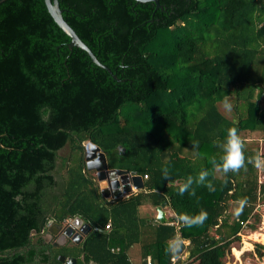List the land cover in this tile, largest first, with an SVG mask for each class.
I'll return each mask as SVG.
<instances>
[{
	"label": "trees",
	"instance_id": "16d2710c",
	"mask_svg": "<svg viewBox=\"0 0 264 264\" xmlns=\"http://www.w3.org/2000/svg\"><path fill=\"white\" fill-rule=\"evenodd\" d=\"M59 4L112 73L70 46L45 0L0 3V264H67L60 255L76 264H172L166 247L176 235L179 264H225L243 228L260 220L264 183L251 164L224 174L210 159H219L230 127L244 140L264 133V0ZM226 96L231 112L222 109ZM87 141L110 169L147 175L144 189L106 198L87 166ZM245 151L258 149L246 141ZM202 169L215 191L194 183L195 195H179ZM166 201L173 220L141 216L146 202ZM201 209L208 215L200 225L177 219ZM75 216L92 226L80 243L47 240L53 223ZM136 244L140 263L129 256ZM254 252L263 258L264 244Z\"/></svg>",
	"mask_w": 264,
	"mask_h": 264
},
{
	"label": "water",
	"instance_id": "95a60500",
	"mask_svg": "<svg viewBox=\"0 0 264 264\" xmlns=\"http://www.w3.org/2000/svg\"><path fill=\"white\" fill-rule=\"evenodd\" d=\"M3 1L4 0H0V3ZM138 1H155L158 3V5H160L159 0ZM45 2L54 20L71 37L70 46L73 47L74 45H77L86 50L95 63L112 73L111 69L98 59L91 48L80 38L73 27L64 19L59 0H45ZM113 75L116 77L115 74ZM85 144L88 168L95 170L99 182H107L108 186L102 189L104 195L110 196L112 194V196L115 198H121L124 193L132 192L133 189H144V179L141 175L134 174L124 169H110L108 167L106 153L100 148V146L92 141H87ZM166 205L167 201L158 207V218L162 222L168 221L165 211L163 210ZM91 229L92 226L85 222L83 218L80 216H75L74 218L70 219L68 223H66L63 232L65 236L70 237L74 242L80 243L84 239V236H86L91 231ZM223 238L224 237H222V239ZM210 242V239L206 240L201 245V247L203 248L208 246ZM59 259L66 261L67 264L77 263V259L74 257L67 259L65 255H60Z\"/></svg>",
	"mask_w": 264,
	"mask_h": 264
},
{
	"label": "clouds",
	"instance_id": "9594fccd",
	"mask_svg": "<svg viewBox=\"0 0 264 264\" xmlns=\"http://www.w3.org/2000/svg\"><path fill=\"white\" fill-rule=\"evenodd\" d=\"M223 108L227 112L232 111V104L230 103L228 97H224L222 101ZM198 143L193 145V148H198ZM222 150V154L219 159L212 157L210 163L213 166L215 172H222L224 174L228 173H239L241 169H246L248 164L253 165L257 170L264 171V152L257 151L252 156L246 155V141L241 137L239 131L236 127H230L226 130V135L222 143L219 144ZM197 154L198 153H194ZM209 171L202 169L197 177L189 175L186 182L180 185L179 195L183 196L192 189V185L195 183L197 185H203L208 188L209 191H215L213 183L208 179ZM165 178L168 177L167 169L164 170ZM191 195H195V190L192 189ZM246 200L238 201L240 210H242ZM207 212L203 209L196 215H189L187 213H181L178 215L177 219L183 225L187 227H193L202 224L207 219ZM184 245L183 239L176 235L167 244L166 252L172 255L173 259L179 258L182 248Z\"/></svg>",
	"mask_w": 264,
	"mask_h": 264
},
{
	"label": "crops",
	"instance_id": "0c3cea01",
	"mask_svg": "<svg viewBox=\"0 0 264 264\" xmlns=\"http://www.w3.org/2000/svg\"><path fill=\"white\" fill-rule=\"evenodd\" d=\"M254 133H258V135H259L258 140L260 142V145L255 146V148L258 149V151H260V152H264V133L259 132V131L254 132ZM254 133H252V134H254ZM245 140L247 142H249V141H253L254 138L251 136V133H248L247 135H245ZM258 174H259V182L264 183V171L259 170ZM95 175H96V172H95ZM99 185H100L101 189L108 186L106 181H100ZM138 191H140V190L133 189L132 193H136ZM158 207L154 206L150 202H146L145 204H143L140 207V214H141V216H146L148 218H155L157 220H160L158 218ZM163 210L165 211V215L168 218V221L174 219L175 213L171 209L168 202H167V205L163 208ZM255 212L258 213L260 220H259V222H255L256 228H249L247 226L243 228L246 233H244L242 230L243 233L241 232V240L238 241L240 244L239 248H234V251L237 252V253H235L236 255H238V254L240 255L244 251H250V252H253L255 254V256H257L256 253L254 252V243L258 242V243L264 244V240H263V235H264V193L260 194V196H259V199H258L256 207H255ZM58 225H60V224L53 223V228L56 229V227ZM54 232L55 231H53V233ZM186 243H189V242L186 241ZM129 256H130L132 261H134L136 263L141 262L142 257H141V249H140L139 244H136L133 247H131V249L129 250ZM186 256L187 257L189 256V251H187L186 253H183L181 258L184 259ZM149 258H148V264L151 262L149 260ZM91 264H96V263L92 262ZM177 264H179L178 258H177Z\"/></svg>",
	"mask_w": 264,
	"mask_h": 264
},
{
	"label": "rangeland",
	"instance_id": "374dc122",
	"mask_svg": "<svg viewBox=\"0 0 264 264\" xmlns=\"http://www.w3.org/2000/svg\"><path fill=\"white\" fill-rule=\"evenodd\" d=\"M181 26H185V23L181 22ZM222 109L225 110L223 108V106H222ZM123 116L125 117L124 113H123ZM141 119H143V118L141 117ZM251 136L254 138V140L247 142L248 145L249 146H253V147H255L257 145H260V142L258 140V138H259L258 137L259 136L258 133H254V134L251 133ZM49 232H50V230L48 229V231L46 232L47 236H49ZM243 232L246 233L244 231V229H243ZM239 245H240L239 242H236L233 245V247L231 249L232 251L225 258V264H264L263 263L264 262V257L261 258V257L255 256V254L253 252H250V251H244V252H242V254L236 255L235 253H237V252L234 251V248H239Z\"/></svg>",
	"mask_w": 264,
	"mask_h": 264
},
{
	"label": "flooded vegetation",
	"instance_id": "af4514ba",
	"mask_svg": "<svg viewBox=\"0 0 264 264\" xmlns=\"http://www.w3.org/2000/svg\"><path fill=\"white\" fill-rule=\"evenodd\" d=\"M69 221V220H68ZM68 221H66L65 223L63 224H60L56 227V229L53 228V224L49 227V236H45L47 238L48 241H52L55 245H62V244H65L67 243L68 241H73L70 237L68 236H65L64 235V232H63V229H64V226L66 225V223H68ZM57 230V231H56ZM53 231H55L53 233ZM85 237V236H84Z\"/></svg>",
	"mask_w": 264,
	"mask_h": 264
},
{
	"label": "built area",
	"instance_id": "2783aa9c",
	"mask_svg": "<svg viewBox=\"0 0 264 264\" xmlns=\"http://www.w3.org/2000/svg\"><path fill=\"white\" fill-rule=\"evenodd\" d=\"M142 177H143V176H142ZM146 177H147V175H145V176L143 177V179L146 178ZM131 194H132V192L124 193L123 196H122L121 198H128ZM105 196H106V195H105ZM106 198H108V199H116L115 197L112 196V194H111L110 196H106ZM107 227H110V222L107 224ZM172 264H177V259H173V258H172Z\"/></svg>",
	"mask_w": 264,
	"mask_h": 264
},
{
	"label": "bare ground",
	"instance_id": "6f19581e",
	"mask_svg": "<svg viewBox=\"0 0 264 264\" xmlns=\"http://www.w3.org/2000/svg\"><path fill=\"white\" fill-rule=\"evenodd\" d=\"M263 240H264V235H263Z\"/></svg>",
	"mask_w": 264,
	"mask_h": 264
}]
</instances>
